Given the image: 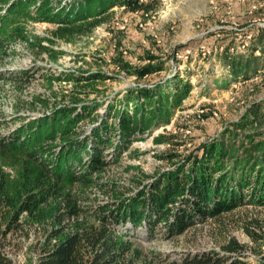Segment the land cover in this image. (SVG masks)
<instances>
[{
    "label": "rangeland",
    "instance_id": "1",
    "mask_svg": "<svg viewBox=\"0 0 264 264\" xmlns=\"http://www.w3.org/2000/svg\"><path fill=\"white\" fill-rule=\"evenodd\" d=\"M12 1L0 0V15ZM41 1L36 0L27 13L14 15L16 20L1 39L0 141H10L27 122L50 119L74 107L73 114L81 118L64 137L85 138L90 144L97 139L93 127L105 119L111 132L99 135L109 140L111 147L117 145L115 151L103 152L111 163L91 173L90 181L72 183L62 190L80 195L84 207L95 209L106 201H120L147 190L162 172L175 169L187 155L199 156L202 144L214 139L230 140L239 151L258 147L264 140V121L239 127L232 123L251 105L264 101V70L250 81L233 80L222 52L223 42L232 43V55L246 54L249 44L262 42L264 4L258 0H154L151 14L115 5L105 22L90 29L41 19L36 14ZM48 1L54 11L83 3ZM147 54L159 56L162 68L139 77L133 69L149 63ZM173 78L188 81L191 87L188 95L170 105H153L157 96L169 92V86L151 97L138 95L141 88L150 90ZM127 114L134 125L124 134L119 131V117ZM227 130L233 133L227 134ZM61 134L45 141L57 145L55 151L66 142ZM38 171V164L22 153L0 149V177L6 180V189L15 201L33 186L31 175ZM54 206L52 202L46 213ZM232 213L236 216L226 222L228 231L246 245V262L255 264L257 258H264V235L257 242L251 240L240 221L264 219V208L241 206ZM48 216L37 222L22 212L23 226L6 236L1 234L5 226L0 223V249L13 264H32L40 248L48 245ZM87 220L94 222L95 218L88 215ZM211 223L208 220L199 230L184 231L174 238L159 224L156 237L141 243L146 250L170 254L171 258L186 250L218 248L220 233Z\"/></svg>",
    "mask_w": 264,
    "mask_h": 264
},
{
    "label": "trees",
    "instance_id": "2",
    "mask_svg": "<svg viewBox=\"0 0 264 264\" xmlns=\"http://www.w3.org/2000/svg\"><path fill=\"white\" fill-rule=\"evenodd\" d=\"M153 1L83 0L82 4L67 10L54 11L49 1L43 0L36 7V14L45 21L70 26L77 24L90 29L105 22L115 5L132 12L151 14L155 10ZM33 4L36 0H15L0 15V47L11 22L16 20L14 15L18 17L22 12L27 13ZM261 32L262 42L249 44L246 54L232 55V43L223 42L222 52L233 80L250 81L264 70V29ZM257 48L263 51L262 55L254 54ZM158 57L147 54L145 58L149 63L134 68V74L143 77L159 71L162 64ZM119 63L127 67L125 62ZM164 82V85L156 83L150 90L141 88L138 95L151 97L153 92L169 86V92L154 100L153 105L158 107L161 103L170 105L188 95L191 87L188 81L181 83L178 78ZM251 84L253 86L255 82ZM74 109H64L50 119L27 122L13 133L10 141H0L3 152H20L39 166V171L31 175L33 186L25 189L18 201L10 196L6 180L0 177V223L5 226L2 235L23 226L22 212L37 222L49 215L50 242L40 248L32 264H250L244 258L246 245L229 233L226 222L236 216L232 213L236 207L264 208V140L258 144L260 149L257 146L244 147V152L237 150L238 145L230 140L214 139L204 143L199 156L187 155V162L182 161L175 165V169L162 172L147 190H140L131 198L120 201H106L92 209L80 204V195L71 196L62 190L72 183L90 181L91 173L112 161L106 159L103 152L110 148L116 150L117 145L111 147V142L99 135L102 131L111 132L112 127L105 119L93 127L97 139L90 144L85 138H65L81 118L77 113L73 114ZM119 121V131L123 130L124 134L134 125L129 114L121 115ZM255 121H264L262 100L251 105L238 121L232 123L239 127ZM227 131V134L233 133ZM59 133L66 142L55 151L57 145H47L45 141L55 139ZM52 202H55L53 211L47 214L46 209ZM88 215H93L95 221L89 222ZM208 220L220 233L218 248L186 250L171 258L170 254L146 250L141 243L142 239L148 241L156 237L159 224L164 225L169 238H174L184 231L199 230L198 227ZM240 227L253 241L257 242L264 235V219L249 217L240 221ZM0 264H13L11 257L1 249ZM255 264H264V258H257Z\"/></svg>",
    "mask_w": 264,
    "mask_h": 264
},
{
    "label": "built area",
    "instance_id": "3",
    "mask_svg": "<svg viewBox=\"0 0 264 264\" xmlns=\"http://www.w3.org/2000/svg\"><path fill=\"white\" fill-rule=\"evenodd\" d=\"M258 1L261 2L262 4H264V0H258ZM262 26L264 28V20L262 22ZM258 50H260V49L257 48V49L254 50V52H255L256 55H260V52Z\"/></svg>",
    "mask_w": 264,
    "mask_h": 264
}]
</instances>
